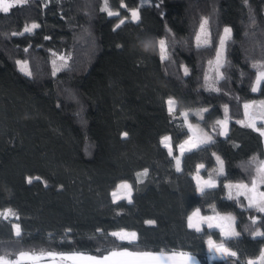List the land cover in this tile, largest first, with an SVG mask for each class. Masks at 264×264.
<instances>
[{
    "label": "trees",
    "instance_id": "16d2710c",
    "mask_svg": "<svg viewBox=\"0 0 264 264\" xmlns=\"http://www.w3.org/2000/svg\"><path fill=\"white\" fill-rule=\"evenodd\" d=\"M107 3L125 18L139 9L140 21L115 29L103 0H25L0 11V210L15 214L0 219V256L103 257L127 249L189 252L199 264H248L264 249V237L252 236L264 231V213L248 207L244 195L227 199L223 185L251 184L264 161L263 137L247 126L243 107L264 96V82L251 90L264 70V0ZM203 21L206 45L197 42ZM33 24L39 27L25 31ZM145 38L150 49L141 44ZM169 97L178 112L200 110L190 119L215 140L182 156L180 171L162 138H171L177 154L189 131L169 113ZM222 118L229 120L226 135H219ZM217 156L227 178L219 176L218 187L201 195L193 174L201 163L203 173L212 170ZM133 178L132 203H108L115 185ZM197 207L235 217L241 235L226 246L236 258L208 259L206 243L188 227ZM119 229L135 231L137 241L109 235ZM203 229L222 241L218 230Z\"/></svg>",
    "mask_w": 264,
    "mask_h": 264
},
{
    "label": "snow or ice",
    "instance_id": "6c2138e0",
    "mask_svg": "<svg viewBox=\"0 0 264 264\" xmlns=\"http://www.w3.org/2000/svg\"><path fill=\"white\" fill-rule=\"evenodd\" d=\"M20 0H0V11H2L3 13L7 14L9 13L10 9L13 7L14 3H19ZM122 7H126L125 5H122ZM109 16H113V15H118V14H114L111 11H109L107 13ZM131 21L132 22H139L140 21V15H139V11L138 10H132L131 11ZM129 21L127 20H120V24H125ZM39 27V25L37 24H33L32 28H27L25 29V31L27 32H31L33 28H37ZM229 31L228 28H225V33H227ZM45 39H48V37H45ZM152 40L149 38H145L141 41L142 46L145 49H150L152 47ZM221 45H223L224 41L221 40ZM159 45L161 48V51H164V46H165V41L163 39L159 40ZM219 56V53L217 54ZM55 74V73H54ZM264 80V73H260L257 78H256V86L252 87V92H257L259 90V86H260V82ZM173 101L172 99H169L168 104L170 106L169 111H172L171 105H172ZM261 106L264 107V101H261ZM244 109H245V115H248V109L250 108V104L245 103L243 105ZM226 108V106H225ZM227 110V108H226ZM204 111H209L208 109H205ZM185 116H187V113L184 114ZM201 119H203V117L201 116ZM259 119L261 121H264V115H261L259 117ZM218 124H222L225 127V131L220 132L219 135H226V129H227V122L226 121H218ZM238 123H242L241 121H238ZM248 127L253 128L256 132L259 133L260 136L264 137V123L261 124L260 127H257L256 125V120L252 119L248 125ZM188 129L191 130L192 129V125L190 123H188L187 125ZM123 137H127L128 133L125 132L122 134ZM170 140L171 138H165ZM215 144V140L213 139V137L211 135H207L205 138H193L191 136H189L188 140H186L184 143H181L180 145H178L179 148V152H180V156H184L186 153H193L194 151H206L208 146L214 145ZM185 145H188V147L186 148ZM170 155L172 154L171 151L169 153ZM213 156H215V153L212 154ZM217 161L220 163V170L218 173V176L223 177L224 179H226L227 177L224 176V171H223V161L220 159V157H216ZM180 164H181V160L179 157L176 158V166H177V171H180ZM204 168V165H198L197 169H201ZM258 173H260V180L259 183L260 184H264V165H262L260 168H258ZM144 174H147V169L144 170ZM210 178L206 181H203L202 185L199 183V178H198V188L197 191L201 194L204 195L205 194V190L206 189H215L218 187L217 182L211 178V173L209 174ZM28 182H31V179H28ZM123 187H126L128 189V193H127V199L129 203H132V187L130 184H127L126 182L123 183L122 185ZM224 188L228 189V196L227 199L232 200L234 199V197L231 194V189L233 187V185L231 184H224L223 185ZM236 189H237V193H236V198H238L240 195L245 194V192L247 193H251V195L247 196V199L249 201L248 203V207H255L259 212L264 213V191H260L257 192V188H258V184L256 179H253L251 181V187H249L248 184H237L235 185ZM245 190V192H242L241 190ZM113 196L115 197L116 194L113 193ZM9 212L11 210H8ZM15 215V214H12ZM0 216L3 217L4 220H9V215L7 213H0ZM193 216L199 217L198 222L193 223ZM16 219H19L18 216H16ZM146 223L148 224H154L155 221H146ZM235 223V217L231 216V215H225L222 216L219 213H216L214 215H208V216H204L200 214V210L197 209L192 216L188 217V227L195 229L197 232H201L202 231V225H206L208 230H218L219 234L221 235V237L223 238L222 241L220 243H216L213 239H212V235H209L208 238V245L210 248H214L216 252L221 254V258L223 259H231V258H236L238 256L237 252L232 251L230 248H228L226 246L227 242L231 239L237 238L241 235L240 232L235 230V227L233 226ZM253 223H256V219L253 218ZM12 229L14 230L15 236L17 238L21 237L22 233H21V226L19 223H15L11 225ZM97 231H100L99 229ZM109 235H111L112 237L116 238L117 240L124 242L127 241L128 243H134L137 241L138 237H137V233L136 232H131L128 233L126 231H124L123 229L120 230L119 232H112ZM252 236L255 237H264V231H256L252 233ZM48 256H53L55 255L54 253H47ZM156 254L154 253H150V252H137V253H133V252H129L127 251V249L121 251V252H117V251H112L109 253V255L107 256H103V257H87V259L89 261H91V264H107V262L109 261V257H114V256H129V257H153ZM181 255H184L183 253H181ZM29 254L25 253V252H20L17 260L12 261L9 260L7 258V254L0 256V264H19L20 260L28 257ZM35 259H39V257H32ZM259 260V264H264V250H262L260 257L258 258ZM248 264H258V261H254V260H249Z\"/></svg>",
    "mask_w": 264,
    "mask_h": 264
},
{
    "label": "rangeland",
    "instance_id": "374dc122",
    "mask_svg": "<svg viewBox=\"0 0 264 264\" xmlns=\"http://www.w3.org/2000/svg\"><path fill=\"white\" fill-rule=\"evenodd\" d=\"M22 1H25V0H20V2L19 3H21ZM11 2V1H10ZM16 4H18V3H14L13 4V6L14 5H16ZM103 7L105 8V9H107V10H109V7H108V3H107V0H103ZM132 10H138L139 11V9H137V8H135V9H130L129 11H128V13H129V17H122L121 15H120V13L119 12H117V11H111V10H109V11H111L112 13H114V14H118V15H113L112 17H113V24H114V28L115 29H118L122 24H120V20H122V19H124V20H131V11ZM227 36H228V32L227 33H224V35H223V37H222V40L224 41V43H223V45H221V43H220V46H219V48H218V53H219V56H218V59H221V57L223 56V53H224V44H225V40H226V38H227ZM197 42L200 44V45H206V44H208L209 43V31H208V25H207V22L206 21H203L202 22V24H201V26H200V29H199V32H198V36H197ZM55 64H56V67H57V69H59L60 67H61V63H59L58 62V60H56L55 61ZM20 68L24 71V72H26V73H28V69H27V66L25 65V64H22L21 63V65H20ZM260 73H264V70L263 71H261ZM260 73H258L257 74V76L260 74ZM257 76H256V78H257ZM264 82V80H262L261 82H260V86H261V84ZM254 86H256V79H255V82H254ZM260 86H259V89H260ZM259 91V90H258ZM257 91V92H258ZM169 99H172V101H173V103H172V105H171V108H172V111H169V108H170V106H169V104H168V101H169ZM261 101H264V96L261 98V99H255V100H253V101H250V102H248V104H250V108L247 110L248 111V115H247V117H246V122L247 123H249L252 119H255L256 120V125H257V127H260L261 126V124L262 123H264V121H261L260 119H259V117L261 116V115H264V107H262L261 106ZM166 104H167V109H168V111H169V113L170 114H172L174 117H177V119H179L180 120V122L182 123V124H184L186 127H187V125H188V123H190L191 125H192V129L191 130H189L188 129V127H187V129H188V131H189V135H188V137L185 139V140H183V142H181V143H184L186 140H188V138H189V136H191V137H193V138H205L207 135H210V133H209V131H205V130H203L198 124H195V123H193L192 121H191V119H190V114L191 113H199V112H201L200 110H194V111H191V110H181V111H177V102H176V100L174 99V98H172V97H169L168 99H167V101H166ZM185 113H187V116H185L184 114ZM218 121H226L227 122V129H226V132L228 133V129H229V120H228V118H222V119H218L217 120V122ZM219 126H220V132H223V131H225V127H224V125H222V124H218ZM169 136H166V137H164V138H162V144H163V146L166 148V157H172L173 159H174V161H175V164H176V158L177 157H179L180 158V160H181V157L182 156H180V152H179V148H177V154H174V150H173V147H172V144H171V142H170V140H168V139H165V138H168ZM263 140H264V137H263ZM180 143V144H181ZM179 144V145H180ZM185 147L187 148L188 147V145H185ZM170 151H171V155L169 154L170 153ZM202 165H204L203 163H201ZM201 164H199V165H201ZM181 165V164H180ZM262 165H264V161H263V163L261 164V166ZM260 166V167H261ZM205 165H204V168H201V169H196V179H197V183H198V178H199V183L201 184L202 183V181L204 180V179H209L210 178V176L208 177V176H206V175H208V174H210L211 173V177L212 176H214L216 179H218V173H219V170H220V163L217 161L216 162V166L212 169V170H207V173H203V171L205 170ZM260 173H257V175H256V177H255V179H256V181H257V184H258V188H257V192H260V191H264L263 189H262V184H260L259 183V180H260ZM136 182H137V178H133L132 180H129V182H126L127 184H130L131 185V187H132V194H133V190H135V184H136ZM239 184H246V183H239ZM117 185V184H116ZM115 185V187L113 188V192H112V196H113V193H115L116 194V196L114 197H112V199H113V202L114 201H118V200H120V199H127V193H128V189L126 188V187H123L122 185H123V183H121V184H118L117 186ZM197 185V188H198V184H196ZM237 185V184H236ZM249 185V187H251V184H248ZM242 192H245V190H241ZM228 192H229V190H228ZM199 193V192H198ZM235 193H237V189H236V187H235V185H233V187H232V189H231V194H235ZM200 194V193H199ZM244 196H246V198H247V196L248 195H251V193H247V192H245V194H243ZM131 198H132V196H131ZM128 200V199H127ZM248 200V199H247ZM248 203H249V201H248ZM253 208H255V207H253ZM202 209H203V207H202ZM204 211V210H203ZM11 213V214H10ZM9 213V215L13 218V219H15V215H12L13 213L12 212H10ZM14 224H15V222H14ZM221 242V241H220ZM264 250V249H263ZM56 255V254H55ZM33 256H35V255H33ZM54 256V255H53ZM53 256H51V257H53ZM50 257V258H51ZM260 257V256H259ZM258 257V258H259ZM258 258H256L257 260H254V261H258V264H259V260H258Z\"/></svg>",
    "mask_w": 264,
    "mask_h": 264
},
{
    "label": "crops",
    "instance_id": "0c3cea01",
    "mask_svg": "<svg viewBox=\"0 0 264 264\" xmlns=\"http://www.w3.org/2000/svg\"><path fill=\"white\" fill-rule=\"evenodd\" d=\"M206 176L209 177L210 175L208 174ZM211 178L214 179L218 184V180L214 176H212ZM193 179H194L195 183L198 184L197 179H196V171L193 174ZM130 180H132V179H130ZM206 180L207 179H204L203 181H206ZM203 181H202V183H203ZM124 182H129V180L120 181L117 183V185L124 183ZM202 183H201V185H202ZM206 190H208V189H206ZM112 197L113 196L111 193V196H110V199L108 200V203H113ZM114 202H116V201H114ZM197 209H199L200 214L204 215V216L214 215V214L218 213V212H211V213L206 214V213H204L202 207H197L192 211L190 216H192V214ZM219 214L222 216H225L222 213H219ZM198 220H199V217L193 216V223L198 222ZM204 226H206V225H202V231L197 232V234H198V238L202 239L206 243L208 259L209 260L221 259V254L216 252L214 248L209 247L207 241H208L210 234L204 231V229H203ZM233 226L235 227V224ZM120 230H122V229L116 230L115 232H119ZM123 230L128 232V233L135 232L132 230H127V229H123ZM212 239H213V237H212ZM214 241L217 244L220 243V241H216V240H214ZM121 251H123V250H120L117 252H121ZM127 251L133 252V253L138 252V251H130V250H127ZM141 252H150V251H141ZM25 253H27V252H25ZM150 253H154L156 255L153 257L114 256V257H109V261L107 262V264H199L198 257L192 253H189V252L172 251V252H150ZM181 253H183L184 255H181ZM28 254H29V256L21 259L19 264H91V261H89L87 259V257H96L93 255L84 254V253H63V254H56L51 258L35 259L32 257H36V256H33L31 253H28ZM107 255H109V253ZM107 255H105V256H107ZM15 260H17V259H15ZM15 260H12V261H15ZM252 260H257V259H252Z\"/></svg>",
    "mask_w": 264,
    "mask_h": 264
},
{
    "label": "built area",
    "instance_id": "2783aa9c",
    "mask_svg": "<svg viewBox=\"0 0 264 264\" xmlns=\"http://www.w3.org/2000/svg\"><path fill=\"white\" fill-rule=\"evenodd\" d=\"M8 210H10V209H5V210H0V213H7L8 215H9V213L11 212H9ZM11 214V213H10ZM0 219H3V217L2 216H0ZM10 219H12V217L9 215V220Z\"/></svg>",
    "mask_w": 264,
    "mask_h": 264
}]
</instances>
